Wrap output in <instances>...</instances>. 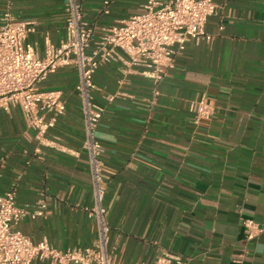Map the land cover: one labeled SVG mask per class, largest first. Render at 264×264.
Returning <instances> with one entry per match:
<instances>
[{
  "label": "crops",
  "instance_id": "crops-1",
  "mask_svg": "<svg viewBox=\"0 0 264 264\" xmlns=\"http://www.w3.org/2000/svg\"><path fill=\"white\" fill-rule=\"evenodd\" d=\"M146 1L83 0L82 7L98 36ZM66 2L0 0V17L31 23L26 43L42 57L66 37ZM214 2L204 28L212 41L187 42L159 84L114 63L94 75L114 264H153L162 252L185 264H264V0ZM77 81L76 67L63 66L40 84L66 104L43 140L19 108L0 109V197L15 185L18 207L46 203L44 216L13 229L61 252L97 240L86 211L94 202ZM200 100L212 115L195 126L191 105ZM242 220H253L258 236L247 240Z\"/></svg>",
  "mask_w": 264,
  "mask_h": 264
},
{
  "label": "built area",
  "instance_id": "built-area-1",
  "mask_svg": "<svg viewBox=\"0 0 264 264\" xmlns=\"http://www.w3.org/2000/svg\"><path fill=\"white\" fill-rule=\"evenodd\" d=\"M82 1L67 0L66 37L57 47L48 45L42 57L26 43L34 32L31 23L17 21L8 12L0 17V109L19 108L36 138L43 140L64 115L66 104L60 92L41 90L40 84L59 67H76L75 92L81 101L85 132L82 148L88 157L94 202L86 211L95 218L97 240L92 248L65 252L54 249L46 240L34 244L13 226L26 217L44 216L45 200L40 199L34 209L20 208L13 185L0 197V264H114L108 252L109 225L103 208L106 187L102 147L95 136L104 108L93 98L94 75L101 66L114 63L124 72L139 70L157 85L174 69L187 42L212 41L204 28L217 12L214 0H147L141 13L102 29L98 36L85 20ZM191 110L195 126L212 115L211 107L203 100L193 103ZM242 226L247 240L261 232L253 220H242ZM153 264L185 263L162 252Z\"/></svg>",
  "mask_w": 264,
  "mask_h": 264
}]
</instances>
